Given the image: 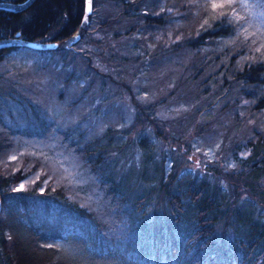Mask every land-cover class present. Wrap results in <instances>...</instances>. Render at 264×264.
I'll return each mask as SVG.
<instances>
[{
    "label": "trees",
    "instance_id": "16d2710c",
    "mask_svg": "<svg viewBox=\"0 0 264 264\" xmlns=\"http://www.w3.org/2000/svg\"><path fill=\"white\" fill-rule=\"evenodd\" d=\"M92 5L0 7V39L57 42L0 46V264H73V244L111 252L113 264H264V40L241 34L229 6L211 0ZM162 26L187 35L171 40ZM75 31L84 38L71 40ZM47 66L59 84L46 104L35 88ZM94 74L97 100L77 113L87 93L75 89ZM174 102L189 105L182 119L157 116ZM174 139L213 148L203 173L178 167ZM167 142L170 151L158 148ZM51 157L88 173L93 208L49 173ZM228 178L239 183L223 185Z\"/></svg>",
    "mask_w": 264,
    "mask_h": 264
},
{
    "label": "rangeland",
    "instance_id": "374dc122",
    "mask_svg": "<svg viewBox=\"0 0 264 264\" xmlns=\"http://www.w3.org/2000/svg\"><path fill=\"white\" fill-rule=\"evenodd\" d=\"M212 4L213 3H222L224 2V0H211ZM261 6H262V2ZM229 6V10H228V15L230 16V18L232 17L233 19H235V21H237V23L240 26V33L244 34L245 36H254L255 38H258L259 41H263L264 40V36L261 35L260 33V26L262 28H264V8H262L259 3L255 0H230V4ZM215 9H219V8H215ZM225 10V9H224ZM87 27L86 26L84 28V30H82V33L86 34L87 36ZM176 28H174L173 26H169L166 29H164V27L162 26L161 29L159 30V32L161 31V34L164 33L166 37L170 38L171 40L177 39L180 35L185 34L187 35V32H176L175 30ZM86 32V33H85ZM83 35V34H82ZM78 37V31H75V33L72 36L71 40H75V38ZM55 45V43H54ZM3 46H8V45H3ZM79 46H85V44H81V42L79 43ZM26 55V54H25ZM24 56V55H22ZM21 57V55L19 56ZM182 61H184L183 59H181V61H179V63H183ZM139 63H137V66ZM164 69L169 70V69H175V67L173 66V64H169L168 65H164L163 66ZM47 71L49 73L48 77H44V72ZM45 71L43 72H39L38 76H37V84H36V88L35 91H37L36 93L38 94L39 97H41V99L44 101V103L47 104V102H56L55 100V95L57 93V82L58 77L56 75L58 74H54L53 75V67L51 66H47ZM161 76H164L163 72H160ZM53 76H56L55 78H53ZM100 79H102V77H100L99 75L94 74L91 77L87 76L85 77L84 80H81V84L77 85V92L78 91H83L84 93H87V99L85 101H81L78 103V105H76V109L78 110L77 113L79 112H85L87 113L85 110H87V107L91 105H94L92 103H94V101H96V92L99 90V82ZM169 79L166 76L163 84L165 82H167ZM150 82V81H149ZM162 83V82H161ZM148 84V82H147ZM162 84V85H163ZM60 88V87H59ZM74 89V88H73ZM73 90L71 89L69 91V94L72 92ZM146 93L147 99L149 100L151 98V96L153 97L155 95V93L153 95H151L150 90ZM68 94V95H69ZM151 95V96H150ZM140 96V95H139ZM138 96V97H139ZM68 98H70V96H68ZM68 98H66V101H68ZM175 103V102H174ZM172 103L171 106H165L162 108V111H160L159 114H157V116L166 118L167 117V111L170 114V116H172L170 121H176L178 118L182 119L184 115H180L179 113L181 111H183V109H187L188 108V104H183L182 108H179L178 105L175 103ZM59 107V106H58ZM57 107V108H58ZM165 109V110H163ZM81 110V111H80ZM143 116H146L145 114H143ZM102 118L103 116L100 115L99 118ZM147 117V116H146ZM149 118V117H148ZM148 122L145 121V123H142V126H147ZM124 128H127V131H129L130 133H132L133 131L136 130H140V125L136 124L134 126H132L130 128V123H126L124 125ZM145 128L144 130L146 132H148V135L150 136V138L155 137L153 134V128L150 127H143ZM123 135H125L126 133H122ZM157 138V137H156ZM193 139L192 137H189L185 142L187 141H191ZM172 146L176 147L175 149H172V153H180L181 154V158L179 159V163H178V167L180 168H191L192 170H197L199 169V171H202V173L204 172V164L207 163V158L211 157L209 155V152H211V150L213 149L212 147L210 148V146L204 148L203 147H195L193 148L194 151L191 150H187L186 146H182V144L179 143L178 140L174 139V141L172 142ZM206 144H210V143H206ZM169 143L167 142L166 145H162L160 144L158 146L159 149H163L165 148V150L168 148V150L170 151L171 147H169ZM189 148H191L189 146ZM48 170L49 173L53 174L54 178L56 179V181L59 182H64L65 184H67V187L69 189V191L73 194H75L74 196L78 198L79 201L81 202H87V204H89L90 207H94L93 200L92 198H88L89 197L88 193H87V174H82V173H75V171L69 170L64 164L59 163L57 160H55V158L51 157L50 159L48 158L47 160V165H45ZM234 165L228 164L226 165V167H222L224 171L226 172H231L232 171V167ZM222 183L225 186H228L229 183H231L232 181H235V179L233 178H228V180L224 181V179H222ZM239 183V182H237ZM229 187V186H228ZM239 191V196H246L245 190L242 188V186H239L238 188ZM247 197V196H246ZM80 203V202H79ZM70 243L73 244L72 240L70 241ZM66 255L68 257H70L69 259L71 260V262L73 264H113V259L111 255V252H107V253H101V252H94V251H89V254H87V250L85 251L84 249L79 248V246H77L76 244L71 245V248L69 247L66 250ZM88 260V262H87Z\"/></svg>",
    "mask_w": 264,
    "mask_h": 264
},
{
    "label": "water",
    "instance_id": "95a60500",
    "mask_svg": "<svg viewBox=\"0 0 264 264\" xmlns=\"http://www.w3.org/2000/svg\"><path fill=\"white\" fill-rule=\"evenodd\" d=\"M33 0H21V2H18L17 0H11V1H6V0H0V7H5L6 9L9 10H17V11H21L22 9H25L26 7H28ZM86 8L87 11H91L93 5H92V0H86ZM18 33L16 35V37H12L10 39L7 38H2L0 39V46L2 45H13V44H26L29 45V47H39V48H43L45 46V44H40L39 42L36 41H29L27 39H23V40H18ZM1 198V197H0Z\"/></svg>",
    "mask_w": 264,
    "mask_h": 264
},
{
    "label": "snow or ice",
    "instance_id": "6c2138e0",
    "mask_svg": "<svg viewBox=\"0 0 264 264\" xmlns=\"http://www.w3.org/2000/svg\"><path fill=\"white\" fill-rule=\"evenodd\" d=\"M229 4H230V0H224V2H222V3H213L211 5V7L214 8V9L215 8H224V7L228 6ZM20 187L22 189L24 186L21 185Z\"/></svg>",
    "mask_w": 264,
    "mask_h": 264
},
{
    "label": "flooded vegetation",
    "instance_id": "af4514ba",
    "mask_svg": "<svg viewBox=\"0 0 264 264\" xmlns=\"http://www.w3.org/2000/svg\"><path fill=\"white\" fill-rule=\"evenodd\" d=\"M44 41H46L47 43H50V44L56 43V40H54L53 38H50L49 36L46 37V40H44ZM44 41H42V42H44Z\"/></svg>",
    "mask_w": 264,
    "mask_h": 264
}]
</instances>
